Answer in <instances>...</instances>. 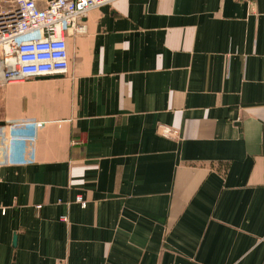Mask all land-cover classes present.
Listing matches in <instances>:
<instances>
[{
  "label": "crops",
  "instance_id": "obj_1",
  "mask_svg": "<svg viewBox=\"0 0 264 264\" xmlns=\"http://www.w3.org/2000/svg\"><path fill=\"white\" fill-rule=\"evenodd\" d=\"M84 23L67 75L0 84V264H264V0Z\"/></svg>",
  "mask_w": 264,
  "mask_h": 264
},
{
  "label": "built area",
  "instance_id": "obj_2",
  "mask_svg": "<svg viewBox=\"0 0 264 264\" xmlns=\"http://www.w3.org/2000/svg\"><path fill=\"white\" fill-rule=\"evenodd\" d=\"M117 0H52L40 9L35 0H0V84L20 83L35 78L67 75L69 55L67 36L88 32L84 18L94 9ZM44 122L20 124L18 139L36 141V132ZM166 137L178 132L165 128ZM79 202H82L80 199ZM6 209L0 208V215ZM68 222V218H63Z\"/></svg>",
  "mask_w": 264,
  "mask_h": 264
},
{
  "label": "water",
  "instance_id": "obj_3",
  "mask_svg": "<svg viewBox=\"0 0 264 264\" xmlns=\"http://www.w3.org/2000/svg\"><path fill=\"white\" fill-rule=\"evenodd\" d=\"M47 78V77H46ZM41 79H45V78H41Z\"/></svg>",
  "mask_w": 264,
  "mask_h": 264
}]
</instances>
